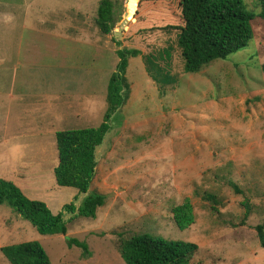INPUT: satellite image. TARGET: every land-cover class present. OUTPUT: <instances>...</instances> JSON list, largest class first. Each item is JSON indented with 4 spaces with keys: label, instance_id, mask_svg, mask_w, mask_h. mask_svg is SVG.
<instances>
[{
    "label": "rangeland",
    "instance_id": "obj_1",
    "mask_svg": "<svg viewBox=\"0 0 264 264\" xmlns=\"http://www.w3.org/2000/svg\"><path fill=\"white\" fill-rule=\"evenodd\" d=\"M111 1L116 22L103 34L100 0H0V178L62 211L67 226L41 234L3 203L0 247L37 241L49 264H126L120 241L146 232L196 243L190 264H264L255 230L264 225V23L253 19L247 46L186 72L172 27L182 24L179 0H139L122 29L126 0ZM243 1L258 12L259 0ZM122 47L141 54L128 58L129 97L95 150L89 191L106 200L81 217L63 209L82 194L55 181L54 133L101 123ZM148 54L151 72L157 64L173 83L150 79ZM186 199L194 221L180 229L172 208ZM0 264H11L1 250Z\"/></svg>",
    "mask_w": 264,
    "mask_h": 264
},
{
    "label": "trees",
    "instance_id": "obj_2",
    "mask_svg": "<svg viewBox=\"0 0 264 264\" xmlns=\"http://www.w3.org/2000/svg\"><path fill=\"white\" fill-rule=\"evenodd\" d=\"M139 0H126L127 20H132ZM182 24L178 30L177 43L186 72H197L215 59H225L247 46L254 37L252 21L260 18L264 23V0H259L257 13L245 8L243 0H179ZM95 22L103 34H109L115 24L113 2L100 0ZM119 43V42H118ZM120 45V43H119ZM165 50L162 52L163 57ZM119 61L110 75L106 88V110L101 123L96 127L65 129L55 131L58 163L54 167L55 181L60 186L76 188L83 194L79 205L73 202L63 209L75 215L95 218L97 208L105 204V194L89 191L95 174V150L111 127L112 119L129 97L126 77L128 58L141 54L136 48H118ZM152 56H144L145 70L160 86L174 82L168 71L155 64L151 72ZM234 186V185H233ZM236 189V188H235ZM204 198L214 200L211 194ZM7 203L22 218L28 220L41 234H66L67 226L63 212L52 213L45 202L30 199L12 181L0 178V204ZM247 214H245L246 216ZM175 225L186 229L194 221L193 205L185 200L172 208ZM257 237L264 247V225H255ZM69 245L82 248L84 256L89 255L86 242L67 237ZM196 243L180 239L165 238L150 233H137L121 240L118 251L126 264H190L197 254ZM11 264H49V257L37 241L23 242L0 247Z\"/></svg>",
    "mask_w": 264,
    "mask_h": 264
},
{
    "label": "crops",
    "instance_id": "obj_3",
    "mask_svg": "<svg viewBox=\"0 0 264 264\" xmlns=\"http://www.w3.org/2000/svg\"><path fill=\"white\" fill-rule=\"evenodd\" d=\"M55 134V133H54ZM55 137V136H54ZM25 164V163H24ZM57 165V164H56ZM55 165V166H56ZM54 166V167H55ZM19 168H17V169H15L14 171H12V173H14V174H16V176H17V179H23L24 177H23V174H21V172H19L18 170L19 169H26V168H28V167H26V164H25V166H22V167H20V166H18ZM24 172V171H23ZM21 176V177H20ZM18 186H19V182H15ZM82 197H83V194H82Z\"/></svg>",
    "mask_w": 264,
    "mask_h": 264
},
{
    "label": "water",
    "instance_id": "obj_4",
    "mask_svg": "<svg viewBox=\"0 0 264 264\" xmlns=\"http://www.w3.org/2000/svg\"><path fill=\"white\" fill-rule=\"evenodd\" d=\"M126 16H127V11H125L124 14H123V19L121 20L120 29H122L123 26L129 21V20L126 19Z\"/></svg>",
    "mask_w": 264,
    "mask_h": 264
}]
</instances>
